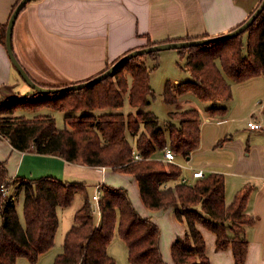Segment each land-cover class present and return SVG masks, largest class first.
Masks as SVG:
<instances>
[{
    "label": "trees",
    "instance_id": "obj_1",
    "mask_svg": "<svg viewBox=\"0 0 264 264\" xmlns=\"http://www.w3.org/2000/svg\"><path fill=\"white\" fill-rule=\"evenodd\" d=\"M7 26L0 25V41L3 43L6 42ZM246 32L249 37L245 42L243 35ZM156 43L150 42L146 46ZM179 51L187 58L184 68L190 71L193 79L179 83L176 91L168 80L164 89L165 102L174 103L178 94L188 92L202 101L230 99L233 88L227 77L244 81L264 75V10L237 36ZM157 52L132 57L113 75L81 89L59 92L52 97L35 92L3 100L0 113L12 115L0 119V133L21 151L34 148L41 154H60L70 162L109 166L132 173L139 181L141 197L147 207L172 208L186 223V235L178 237L172 245L173 264H211L206 254V240L198 224L216 234L219 249L232 247L236 264H246L248 239L244 236L243 224L252 221L246 208L253 184H246L228 204L222 172L206 173L191 183H184L179 180L183 169L178 163L153 156L157 150L170 146L177 156L187 158L200 146L198 109L171 112L167 131L152 111L127 115L118 112L70 115L63 128H59L55 117L49 114L34 118L14 114L21 108L43 106L66 111L113 109L124 105L126 93H129L132 106H145L155 98L156 92L151 86L152 69L144 57H155ZM125 70L131 74V83ZM127 131L135 136V144L127 138ZM11 186L24 195V221L18 212L15 196L4 190ZM101 188L98 221L92 195L85 183L55 176L11 178L6 162L0 160V264H17L22 256L36 263L39 256L55 244L60 225L59 209L69 207L77 192L84 194V203L75 212L74 223L65 235L63 251L53 264H117L108 251L116 232L128 246L132 263L168 264L160 247L159 225L140 214L128 189L107 184Z\"/></svg>",
    "mask_w": 264,
    "mask_h": 264
},
{
    "label": "crops",
    "instance_id": "obj_2",
    "mask_svg": "<svg viewBox=\"0 0 264 264\" xmlns=\"http://www.w3.org/2000/svg\"><path fill=\"white\" fill-rule=\"evenodd\" d=\"M261 1L31 0L19 13L14 24L13 48L34 80L45 86L61 87L98 74L126 52L145 47L150 42L187 40L227 33L246 21ZM16 2L0 0V25L8 24ZM162 52L150 57L154 60L160 55L163 60L170 56ZM146 63L149 67L148 60ZM181 68L186 70L184 65ZM227 78L232 84V98L202 101L192 92L178 94L176 102L166 103L167 122L160 125L167 131L171 112L191 108L199 110L200 146L191 152L186 162L182 156H177L181 161L182 176H191L193 169H203L206 173L222 172L228 204L246 184H253L246 208V214L252 221L243 224L244 236L248 239L246 264H264V75H256L244 81ZM171 82L176 91L177 85L183 81L174 78ZM32 88L13 64L6 42L0 41V103L6 97L31 95L36 92ZM151 104L152 100L145 106L134 107L130 104L129 93H126L124 105L118 108L66 111L43 106L37 109L21 108L16 115L34 118L49 114L57 122V116L62 114L66 125V117L70 115L153 112ZM55 110L62 113H56ZM251 120L258 121L262 126L251 128L248 124ZM126 135L135 144V136L130 131ZM163 152L164 149L157 150L153 156L162 159ZM0 160L6 162L11 178L55 176L83 182L92 196L97 185L127 188L140 214L150 217L159 225L163 257L168 264H173L172 245L178 237L186 235V223L177 217L172 208L147 207L141 197L139 181L132 173L109 166L70 162L60 154H41L34 148L21 151L14 148L1 133ZM12 187L8 188L9 193H13ZM79 194L82 196L81 204L76 211L84 203L82 192H77L74 200ZM23 200L21 192L16 200L17 209L23 206ZM100 216L96 214L98 221ZM198 228L206 240V254L211 264H236L232 247L219 249L216 234L201 224H198Z\"/></svg>",
    "mask_w": 264,
    "mask_h": 264
},
{
    "label": "rangeland",
    "instance_id": "obj_3",
    "mask_svg": "<svg viewBox=\"0 0 264 264\" xmlns=\"http://www.w3.org/2000/svg\"><path fill=\"white\" fill-rule=\"evenodd\" d=\"M225 34V33H224ZM249 33L246 32L243 35V39L246 42L248 40ZM210 44V43H209ZM181 48H171L167 50H161L157 52V55L161 53L162 51H167V52H162V53H169L170 56L167 58H164L163 60L161 59L160 55L157 59H152L150 55H147L144 57L145 61L148 60L149 67L152 69V88L156 92L155 98L152 99V110L153 112L159 117L160 123L164 125L167 122V114H168V104L165 102V97H164V89L166 82L168 80H174V78H179L181 81H186V80H191L192 75L190 71L187 69H182L181 65H185L187 58L182 57L180 54H178V50ZM173 54V55H172ZM164 55V54H163ZM126 76L128 77L129 83H131V74L128 73L126 70L124 71ZM33 89V88H32ZM59 92L55 93H48V94H42L39 93V95L43 96H50L52 97L53 95L57 94ZM7 98H12V97H6ZM4 99V100H5ZM26 99V98H24ZM23 99V100H24ZM184 110V109H183ZM180 110V111H183ZM17 110L16 112H18ZM16 112L14 114H16ZM56 113L61 114L59 110H55ZM133 113V112H132ZM137 112H134L136 114ZM5 115H12V114H7V113H0V119L4 117ZM62 115V114H61ZM57 116V125L58 127H64V119L63 116ZM73 116H78V115H73ZM183 161L186 162L187 159L186 157H183ZM177 161L180 163L181 161L177 158ZM185 172L188 173V170L185 169ZM180 180V179H179ZM194 181V180H192ZM11 190L13 191V195L15 196L16 200L19 199L21 192L16 190L15 187H12ZM96 190V189H95ZM81 198L82 196L79 194L77 195V198L74 200V202L69 206V207H61L59 210V215H60V225L58 228V232L55 238V244L46 252L42 253L37 262L34 264H53L56 256L62 252L63 250V243L65 240V235L69 228L72 226L74 223V215L76 212V209L78 206L81 204ZM18 212L20 214V217L22 221H24V215H23V206L18 207ZM128 246L126 245L125 241L121 238V236L116 232L114 238L112 239V242L109 246V253L115 257L117 264H134L131 262L129 259V253H128ZM17 264H33L30 262V260L25 257H19Z\"/></svg>",
    "mask_w": 264,
    "mask_h": 264
},
{
    "label": "water",
    "instance_id": "obj_4",
    "mask_svg": "<svg viewBox=\"0 0 264 264\" xmlns=\"http://www.w3.org/2000/svg\"><path fill=\"white\" fill-rule=\"evenodd\" d=\"M30 0H20L17 4L16 8L14 9L9 22L7 26L6 31V46L10 55V58L13 62V64L16 66V68L19 70L20 74L22 75L23 79L32 86L36 92L42 93V94H48V93H55V92H65L70 90H77L84 88L86 86L93 85L102 79L113 75L116 69L129 60L132 57L144 54V53H150L153 51H161L171 48H185L190 46H198V45H204L209 44L212 42L228 39L234 36L239 35L240 33L244 32L259 16V14L264 10V0L260 3V5L257 7V9L244 21L241 25L236 27L235 29L221 35L211 36V37H203V38H195V39H187V40H179V41H167V42H160L156 43L150 46H145L137 49H133L132 51L126 53L123 55L120 59H118L113 65L108 67L105 71L102 73L96 75L95 77L78 83H72L69 85L61 86V87H51V86H45L40 83H38L36 80H34L28 71L25 69V67L22 65V63L19 61L18 57L16 56V53L13 48V29L14 24L16 22V19L21 12V10L26 6V4ZM188 159H190V156H188Z\"/></svg>",
    "mask_w": 264,
    "mask_h": 264
},
{
    "label": "built area",
    "instance_id": "obj_5",
    "mask_svg": "<svg viewBox=\"0 0 264 264\" xmlns=\"http://www.w3.org/2000/svg\"><path fill=\"white\" fill-rule=\"evenodd\" d=\"M249 126L251 128L257 129L262 126L261 123L258 121H249ZM137 158H140L139 155H136ZM165 161L173 162V163H178L180 166H182L178 161H177V154L172 150L170 146H166L163 152V158ZM206 175V172L203 169H193L191 176L183 175L181 176V181L184 183H191L192 180L198 178V177H203ZM5 192H8V188H4ZM102 196V188L101 185L96 186V190L92 196V206L93 210L96 214L100 215V200Z\"/></svg>",
    "mask_w": 264,
    "mask_h": 264
}]
</instances>
